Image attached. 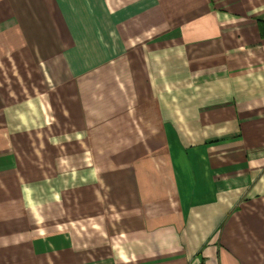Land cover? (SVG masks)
Wrapping results in <instances>:
<instances>
[{"label":"crops","instance_id":"obj_1","mask_svg":"<svg viewBox=\"0 0 264 264\" xmlns=\"http://www.w3.org/2000/svg\"><path fill=\"white\" fill-rule=\"evenodd\" d=\"M0 264H264V0H0Z\"/></svg>","mask_w":264,"mask_h":264},{"label":"rangeland","instance_id":"obj_2","mask_svg":"<svg viewBox=\"0 0 264 264\" xmlns=\"http://www.w3.org/2000/svg\"><path fill=\"white\" fill-rule=\"evenodd\" d=\"M30 142H31V139L28 138V137L25 138V139L23 140V142H22V145H23L24 149H26V151L23 153V155H25V156L27 155V156H26L27 159H24L23 162H24V164H27V165H29V166H30V164H29V163H30V162H29V161H30V158H29V157L31 156L30 153H29V151L32 150V149H31V146H30ZM33 142H34V145H35V143H36L35 139L33 140ZM33 149H35V148H33ZM27 150H29V151L27 152ZM23 158H24V157L22 156L21 159H23ZM32 162H34V159L32 160Z\"/></svg>","mask_w":264,"mask_h":264}]
</instances>
